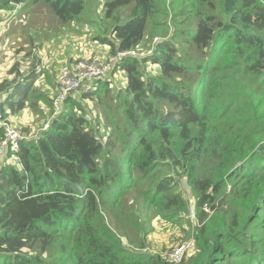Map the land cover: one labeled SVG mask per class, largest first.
Wrapping results in <instances>:
<instances>
[{
    "label": "trees",
    "instance_id": "1",
    "mask_svg": "<svg viewBox=\"0 0 264 264\" xmlns=\"http://www.w3.org/2000/svg\"><path fill=\"white\" fill-rule=\"evenodd\" d=\"M38 1L63 23L84 11L83 0H0V11ZM128 5L130 19L99 38L104 56L163 38L152 54L128 57L86 94H71L46 131L20 141V169L0 165V264H168L124 248L132 227L140 248L147 232L133 214L113 212L134 190L172 222L181 217L187 203L173 175L158 179L164 169L185 174L199 225L193 255L178 264H264V0H107L105 19ZM8 74L3 118L26 106L44 118L57 73L54 87L34 96L43 111L31 95L38 73L15 64ZM82 100L108 114L102 139ZM118 218L128 226L119 229Z\"/></svg>",
    "mask_w": 264,
    "mask_h": 264
},
{
    "label": "rangeland",
    "instance_id": "2",
    "mask_svg": "<svg viewBox=\"0 0 264 264\" xmlns=\"http://www.w3.org/2000/svg\"><path fill=\"white\" fill-rule=\"evenodd\" d=\"M83 1L84 11L80 19L72 23H63L59 21L50 7L41 1L37 3L27 2L20 7L13 5L7 12L0 11V52L5 54L3 60H0V76L4 75L0 80H12L13 76L9 75L8 71L15 64H18L19 73L22 75H27L31 70L36 71L39 78L37 77L38 80L34 83L31 92L33 96L32 102L34 103L36 101L34 96L43 95L54 87L55 75L60 65L75 57L70 51L75 50L78 52L77 50H79L77 59L86 58L90 55L100 57L97 54L98 51L101 50V48H99L100 36L108 37L110 33L109 29L112 25L116 23L119 25L126 23L130 19L131 5L120 7L114 12L113 18L106 20L104 17L105 13L103 12V3L107 0ZM166 2L168 3L170 0H166ZM167 21L169 22V19H167ZM70 24L76 28L78 33L69 28ZM57 25L60 26L59 29H57ZM170 26L169 35L173 32V25L171 22L169 23V27ZM69 29L77 34L74 36L70 35L68 32ZM106 29L108 30L106 31ZM151 32L149 30L150 34ZM6 34L10 36V40L8 41H6L5 38ZM162 36V33H160V35L155 37ZM155 37L153 35L151 38H144L139 49L143 52L153 50V39ZM6 45L8 50L5 49ZM157 71L158 67L147 64L144 73L147 75H155ZM45 75L47 76L42 78ZM111 85L112 88H114L113 91L115 93L118 92L123 85L122 77L116 75ZM86 93V90H79L76 95L81 96ZM4 97L5 95L2 96L3 100ZM102 100L107 102L109 99L104 98ZM114 100L116 101L117 99L115 98ZM37 103H39L42 111L46 110L45 106L43 108V104L40 101ZM82 104H84L87 109L84 118L86 121L91 122L96 131V135L102 139L111 129L108 114H104L103 108L96 106L92 100H82ZM77 114L80 115L79 113ZM110 115H115L114 111L111 112ZM43 117L44 118H42V115L39 113H34V110L30 109L29 106H26L23 111L12 115L9 123L6 122L5 125L7 128H14L26 138L34 139L42 133L39 131L47 125L46 123L51 117V111H46V115H43ZM3 161L7 164L6 166L13 167L16 170L21 168L19 160H17L15 156L13 158L10 157L8 163H6V158L3 159L0 165L3 164ZM178 172L179 174H176L168 169H164L158 174V179L165 175H173L178 182L176 183L175 190L183 196L187 203L186 210L180 213L182 214L181 217L174 219L175 222L162 216L155 206H148L145 200L137 198V194L134 190L122 195L124 204L113 212L121 216L123 211L128 214H133L137 217V220H134V217L131 218V220H133L137 229H139L138 233H140L141 230L147 232L145 235L147 236L145 248L139 247L138 241H136L137 239L134 237L135 229H133V227L130 231V236H125L130 245H128L125 242V238L120 235L125 242H123L124 248H128L133 252L143 251L164 256L176 250L180 245L189 240H192L194 243L196 227H199L196 223L197 212L194 210V200L190 188L186 184L185 174L180 171ZM226 191L228 190L226 189ZM132 205L135 209L129 210ZM202 212L208 213L209 208L203 206ZM117 222L119 229L128 226V223L122 218H118Z\"/></svg>",
    "mask_w": 264,
    "mask_h": 264
},
{
    "label": "built area",
    "instance_id": "3",
    "mask_svg": "<svg viewBox=\"0 0 264 264\" xmlns=\"http://www.w3.org/2000/svg\"><path fill=\"white\" fill-rule=\"evenodd\" d=\"M18 6L20 7L21 5ZM160 39V37L153 39V44H156ZM97 54L100 57L90 55L86 58H74L69 61V63L64 62L60 65L57 71L58 93L51 104V117L46 123L47 125L39 132L46 131L50 125V121L61 115L64 109V102L71 94L76 93L79 90H91L92 88H90V86H94V82L103 80L102 78L109 77L114 68L120 66L126 58H138L150 55L152 54V50L143 52L135 49L126 52H117L116 54L110 56H104L101 52H98ZM2 103L3 98L0 94V127L4 132V139L0 143V163H2V160L5 158L7 159L6 163H8L10 157H17L20 141L28 138L21 135L14 128L6 127V122L9 123L12 116L6 113V115H8L6 118H3L4 114ZM194 250L195 243H193L192 240H189L188 242L180 245L176 250H173L164 256L161 255L160 258L168 264H178L182 260L191 257Z\"/></svg>",
    "mask_w": 264,
    "mask_h": 264
},
{
    "label": "crops",
    "instance_id": "4",
    "mask_svg": "<svg viewBox=\"0 0 264 264\" xmlns=\"http://www.w3.org/2000/svg\"><path fill=\"white\" fill-rule=\"evenodd\" d=\"M65 27V26H64ZM1 28V27H0ZM60 28V26L59 25H57V29H59ZM69 28L70 29H72V30H74V31H77L76 30V28L72 25V24H70V26H69ZM68 30V32L70 33V35H76L77 33H78V31H77V33L76 32H73L72 30ZM2 32V31H1ZM5 38H6V41H8V40H10V36H7V34L5 35ZM96 43V42H95ZM103 46V47H102ZM99 48H101V50H99L98 52H104V51H106V48H104V45H102V44H100V46H99ZM5 49H7L8 50V48H7V45H6V48ZM78 52H76L75 50L74 51H70V52H72V54L73 55H75V57L77 56L78 57V55H79V50H77ZM4 55L5 54H3V52H0V60H3V57H4ZM59 58V57H58ZM4 75H1L0 76V78L1 77H3ZM120 77V76H119ZM43 78V77H42ZM123 79V78H122ZM9 80V79H8ZM124 80H125V76H124ZM1 81V80H0ZM43 85V84H42Z\"/></svg>",
    "mask_w": 264,
    "mask_h": 264
}]
</instances>
